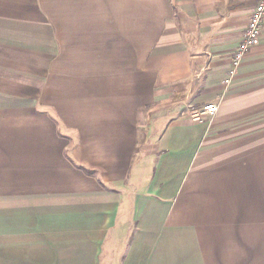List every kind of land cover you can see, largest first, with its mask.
<instances>
[{"label":"crops","instance_id":"obj_1","mask_svg":"<svg viewBox=\"0 0 264 264\" xmlns=\"http://www.w3.org/2000/svg\"><path fill=\"white\" fill-rule=\"evenodd\" d=\"M259 1L0 0V264H264Z\"/></svg>","mask_w":264,"mask_h":264},{"label":"built area","instance_id":"obj_2","mask_svg":"<svg viewBox=\"0 0 264 264\" xmlns=\"http://www.w3.org/2000/svg\"><path fill=\"white\" fill-rule=\"evenodd\" d=\"M250 20L247 25L246 31L243 33L242 42L238 48L233 53L234 64L237 65L239 61L244 56V53L255 45L259 44L260 36L263 30V19H264V0H260L254 8V11L251 13ZM229 79L225 81L228 83ZM218 104L216 103H207L201 108H195L193 111L194 118H200L204 114H215L217 113Z\"/></svg>","mask_w":264,"mask_h":264},{"label":"trees","instance_id":"obj_3","mask_svg":"<svg viewBox=\"0 0 264 264\" xmlns=\"http://www.w3.org/2000/svg\"><path fill=\"white\" fill-rule=\"evenodd\" d=\"M81 168L84 170V172H85L86 174H89V175H93V174H95V171H92V170L87 169V168H85V167H81Z\"/></svg>","mask_w":264,"mask_h":264}]
</instances>
